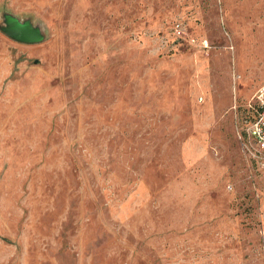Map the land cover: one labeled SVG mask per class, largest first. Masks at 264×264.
Here are the masks:
<instances>
[{
    "label": "rangeland",
    "instance_id": "rangeland-1",
    "mask_svg": "<svg viewBox=\"0 0 264 264\" xmlns=\"http://www.w3.org/2000/svg\"><path fill=\"white\" fill-rule=\"evenodd\" d=\"M0 264H264L240 148L264 0H0ZM174 21L208 47L175 42Z\"/></svg>",
    "mask_w": 264,
    "mask_h": 264
},
{
    "label": "built area",
    "instance_id": "built-area-1",
    "mask_svg": "<svg viewBox=\"0 0 264 264\" xmlns=\"http://www.w3.org/2000/svg\"><path fill=\"white\" fill-rule=\"evenodd\" d=\"M169 35L175 42L207 48L205 39H196L187 33L182 21H174ZM240 148L255 165L264 169V83L259 84L252 92L251 98L241 110Z\"/></svg>",
    "mask_w": 264,
    "mask_h": 264
},
{
    "label": "water",
    "instance_id": "water-1",
    "mask_svg": "<svg viewBox=\"0 0 264 264\" xmlns=\"http://www.w3.org/2000/svg\"><path fill=\"white\" fill-rule=\"evenodd\" d=\"M0 31L19 43H38L42 39L41 31L33 27L28 21H19L11 14L3 15Z\"/></svg>",
    "mask_w": 264,
    "mask_h": 264
}]
</instances>
